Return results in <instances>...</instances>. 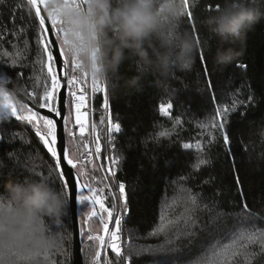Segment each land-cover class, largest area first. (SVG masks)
<instances>
[{"label":"trees","instance_id":"trees-1","mask_svg":"<svg viewBox=\"0 0 264 264\" xmlns=\"http://www.w3.org/2000/svg\"><path fill=\"white\" fill-rule=\"evenodd\" d=\"M218 3L219 0L190 3L188 10L192 17H184V27L197 39L207 40L209 45L198 52L191 70L177 71L168 79L148 74L141 79L138 89H132L127 79L136 74V68L125 65L119 79L107 80V89L106 81H103L105 91L95 92V119L102 143V158L105 155L101 141H104L106 129L105 100L113 124L119 123L122 128L120 133L113 135L116 154L121 160L115 166L116 178L125 182L129 196L130 213L123 222L121 235L125 239L124 248L128 242L141 246L162 242V238L148 234L159 223L164 202H170L178 194L179 187L200 194L201 203L213 208V214H231L230 223L235 222V215L247 204L256 214L255 229L249 230L264 231V19L247 32L243 54L227 66H218L213 62L217 40L200 23ZM41 40L47 43L39 18L28 0H0V80L8 76L17 89L42 96L45 85L50 86V79H45L46 69L44 74L40 71V59L46 60ZM68 72L77 76L80 88L85 90L86 71L77 69L73 72L70 63ZM21 93L27 96L25 92ZM169 104L172 107L165 115L161 105L167 108ZM224 108L229 109L226 129L233 155L237 156L236 174L230 171L231 158L219 130L211 126L217 119L216 112ZM76 131L77 139L71 150L83 153L86 133L85 139L81 140L78 126ZM160 132L168 135L161 137ZM197 142L203 146V151H197ZM185 143L191 144L192 148L185 150ZM200 159H206L208 163L196 167ZM54 163L35 128L26 121L0 116V192L4 191L7 182L28 175L26 169H30L34 177L47 176ZM89 171L105 188L107 182L100 165ZM236 175L240 179L239 185ZM182 178L186 179L181 184ZM50 180L62 190L55 172ZM67 198L69 200V193ZM104 202L109 206L113 203L108 196ZM69 210L68 206L67 213ZM64 218L65 215L61 220ZM68 219L71 221V216ZM52 224L53 221L51 227ZM69 231L73 232V228ZM183 243L187 245L186 241ZM65 248L68 253H73V243H66ZM198 255L199 249L194 250L193 256ZM87 259L90 262V257ZM105 259L118 264L110 249L104 252L101 264ZM41 261L42 264L52 261L68 264L65 255L57 251L49 254L48 260L41 257ZM237 264H264V249L260 242L250 245L247 252L237 258Z\"/></svg>","mask_w":264,"mask_h":264},{"label":"snow or ice","instance_id":"snow-or-ice-1","mask_svg":"<svg viewBox=\"0 0 264 264\" xmlns=\"http://www.w3.org/2000/svg\"><path fill=\"white\" fill-rule=\"evenodd\" d=\"M78 0H71V3L76 4ZM28 3L35 7V15L39 18V26L42 32L47 31L45 28V17L41 15L40 7L37 6V0H28ZM39 3L46 8L45 0H39ZM187 17H192V12L187 11ZM51 21V27L55 29L57 38L60 41L59 56L55 59L53 53L49 50V46L55 41L44 43V53L46 60L41 58L40 71L44 74L46 69L45 79H50V86L47 84L44 87L43 95L40 96L35 92H26L25 89L12 88L13 81L8 77H3V82L0 83V113H5L9 117H14L17 121H26L29 125L35 128L36 135L43 141L47 147L51 157L54 158V168L49 170L47 177L51 179L53 172L57 175V182L62 190L68 191L71 187L73 190V205L90 208V211L83 213L86 219L84 224H89L94 217H98L99 223L103 226V234L92 227L87 229L80 227L78 235L74 237L73 232L69 229L73 228L75 217L72 216L71 209L65 215L64 220L59 223L53 221L52 230L60 234H70L67 241H62L61 245L56 250L65 255V260L68 264H101V249H110L115 254L118 264H237V258L247 252L250 245L257 243L261 244L264 249V231H250L255 229L256 214L253 213L247 204H244L242 210L235 215V222L232 220L231 214L224 212H216L207 204H202L200 194L193 193L190 188L179 187L178 194L174 195L170 202L165 201L159 216V223L148 234L151 237L162 238V242L156 245L141 246L128 242L126 248L121 246V233L123 222L130 213L129 196L126 192L125 182L115 184L117 171L109 167L110 176L108 179L113 181V184H108L105 187L109 190L115 185L118 187L117 192L110 191V197L113 201L111 207L105 206V197H101L97 193H103L105 188L97 189L88 181L87 174L84 171L85 164L82 162L87 160L92 163L93 155L99 157L101 155V145L99 136L95 137V149L84 153H75L71 150V145L77 139L76 126H78L79 139H85V133L88 131V113L85 109L86 97L83 88H80L79 94L74 89L79 84L76 75H70L68 72L71 63L72 71L79 69V65L75 57L68 55L65 45L67 41L62 37L61 21L48 15ZM203 55V54H202ZM62 58V59H61ZM15 61H13V64ZM62 65L63 74L57 76L56 64ZM87 73H85L86 75ZM61 79L66 80L67 95L62 91ZM92 91L104 92L103 81L95 76H92ZM25 92L32 107L27 103L17 100L16 97ZM249 99H252L250 96ZM47 108L50 113H54L56 117H60L63 122V132L67 136L68 145H65L64 138L61 137L59 143V151L57 150V120L49 118L47 115H40L39 111L35 110ZM105 108H107V100H105ZM172 105H161V112L168 115L167 109ZM75 111V125L69 127L72 123V110ZM67 111V115L64 112ZM229 109L224 108L216 112L217 119L212 123L213 129H218L223 139V145L227 149L231 158L230 171L236 174L237 156L233 155V149L230 144L229 131L226 129L228 124ZM103 122V119L102 121ZM179 123V120L176 121ZM96 131V125L92 124V132ZM122 131L121 124L116 123L107 129V140L109 145H113L115 137L114 133ZM167 132H160V136H167ZM215 140V137H213ZM88 147L87 144L84 145ZM185 150L191 149L189 143L183 144ZM197 151H203V146L197 142ZM11 154V153H9ZM11 156V155H10ZM110 165H119L121 160L119 157L109 158ZM62 161L66 162L67 168L62 167ZM208 160L200 159L196 167L206 165ZM95 168V165H93ZM84 178L83 180L81 178ZM183 179L179 183H183ZM236 183L240 184L239 176L236 175ZM87 193V194H85ZM241 195L243 192L241 190ZM118 201V203H117ZM97 205L99 210H97ZM117 209L119 211H117ZM114 212L116 215L114 216ZM106 213V215H104ZM206 214L202 217L201 214ZM72 216L69 221L68 217ZM224 217L228 219L225 220ZM114 220L115 227L109 230V223ZM229 242L225 243L224 241ZM187 242L185 245L183 242ZM75 242V243H74ZM66 243H74L75 259H72L73 253H68L65 248ZM199 249V255L193 256L194 250ZM90 257V262L87 258ZM145 258L143 261L141 258ZM48 260V256L44 257ZM51 264H56L52 261ZM104 264H113L112 260L105 259Z\"/></svg>","mask_w":264,"mask_h":264},{"label":"clouds","instance_id":"clouds-1","mask_svg":"<svg viewBox=\"0 0 264 264\" xmlns=\"http://www.w3.org/2000/svg\"><path fill=\"white\" fill-rule=\"evenodd\" d=\"M46 12L61 21L68 55L79 69L101 81L127 79L138 89L148 74L168 79L191 70L207 40L184 27L190 3L199 0H45ZM264 19V0H219L200 23L217 40L213 62L227 66L243 54L247 32ZM225 45H228L227 47ZM237 45L239 47H237ZM11 154H9L10 156ZM9 181L0 192V264H42L70 234L52 230L69 206L68 193L47 176Z\"/></svg>","mask_w":264,"mask_h":264},{"label":"built area","instance_id":"built-area-1","mask_svg":"<svg viewBox=\"0 0 264 264\" xmlns=\"http://www.w3.org/2000/svg\"><path fill=\"white\" fill-rule=\"evenodd\" d=\"M55 33H56V31H55ZM56 35H57V33H56ZM86 73H87L86 74V88L84 90L85 97H86V104H85V109H83V111H86L88 113V116H87L88 131L86 132V141H87L86 144L88 145V147L85 149L84 152L92 151L94 153L95 144H96L95 143L96 142L95 137L99 136V132H98L97 128H96V131L94 133L92 132V124L94 123L96 125L95 113H96L97 109H95V93L92 91V75L88 72H86ZM105 87L107 89V81H106ZM107 105H108V103H107ZM104 110H105L106 129L104 132L103 145L105 148V151H104L105 155H104V158H102V154L99 157H96L95 155H93V160L100 165V169H102V171H103V168L105 169V172L103 171V174H104L103 177L106 179V182H107L106 185H108V184H113V181L108 179V177L110 176L108 169L110 166L115 169V166H116V165H110L108 158L110 156H112V157H118V156L116 154V141L114 140L113 145H109L108 140H107V129L110 126V123H111V125H114L112 117H111V113L109 110V106H107V108L104 107ZM73 112H74V116H75L74 108H73ZM99 142H100V140H99ZM93 143H94V145H93ZM100 145L102 146L101 142H100ZM82 162L85 164V166L88 164L87 160H84ZM119 182H121V181H119L116 178L115 184L118 185ZM110 191L111 192H117V195H118V187L114 185L110 190L108 188H106V191L103 193V194H105V196H104L105 198L107 196L110 197ZM117 203H118V201H117ZM117 211H119V210L117 209ZM115 215H116V213L114 212V216ZM121 235H122V233H121ZM124 241H125L124 238L121 236V246L122 247H124V243H125Z\"/></svg>","mask_w":264,"mask_h":264},{"label":"water","instance_id":"water-1","mask_svg":"<svg viewBox=\"0 0 264 264\" xmlns=\"http://www.w3.org/2000/svg\"><path fill=\"white\" fill-rule=\"evenodd\" d=\"M37 6L40 7L41 15H43L45 17V28L48 29V30L44 31V34H45L47 43H49L51 41H55V43H52L49 46V49L53 53V57L55 59L57 56H59V52H60V47L61 46H60L59 39L57 38L55 30L51 27V22H50V20L48 18V13L46 12L44 6L39 3V0H37ZM34 9H35V7H34ZM56 68H57V76L61 77L62 74H63L62 65L60 63H57L56 64ZM2 82L3 81L0 80V83H2ZM61 88H62L63 93L66 96L68 88H67L66 80H64V79H61ZM14 89H17V87H16V85L13 82L12 83V88L10 90H14ZM16 98L18 100H20L21 102H23V103H27L29 107H32V104L29 102L28 97L25 96L23 93H20ZM35 110L39 111V113L41 115H47V116H49V118L57 120V150L59 151V143H60L61 137L64 138L65 145L67 146V136L63 132V122H62L61 118L60 117H56L54 113H50L47 108L39 109L38 106H37ZM64 115H67V111L64 112ZM62 167L63 168H67L69 166L66 165V162L62 161ZM68 193H69V209H71L72 216L75 217V220L73 222V234H74V237H75V236L78 235L79 229L81 227V225H80L79 205H78V203L73 205V190H72L71 187L68 189ZM85 194H87V193H85ZM97 210H99V206L98 205H97ZM72 216H71V220H72ZM110 227L111 226H110V223H109V230H110ZM74 243H73V259H75V255H76L75 252H74ZM104 252H105V249H101V262H102V257H103Z\"/></svg>","mask_w":264,"mask_h":264},{"label":"rangeland","instance_id":"rangeland-1","mask_svg":"<svg viewBox=\"0 0 264 264\" xmlns=\"http://www.w3.org/2000/svg\"><path fill=\"white\" fill-rule=\"evenodd\" d=\"M44 6V5H43ZM44 8H45V6H44ZM60 42V41H59ZM61 46V45H60ZM79 89H80V84H78L77 85V87L74 89L75 91H77V93H79ZM72 113H73V115H72V123L69 125V127H73L74 126V121H73V116H74V112H73V110H72ZM0 116H4V117H7V118H11V117H9V116H7L5 113H0ZM74 120H75V117H74ZM100 138H101V136H100ZM101 141L103 142V139H101ZM96 143V142H95ZM93 145H94V143H93ZM90 165V167L87 165L85 168H84V171H85V173L87 174V177H88V181L92 184V186L93 187H95V188H97V189H100V188H104V187H102L100 184L101 183H99L98 182V180H100V179H98L97 177L96 178H92V175L90 174V171H89V169L91 168L92 170H94L95 168H99V164L97 163V162H95L94 160H92V163H89ZM93 165H95V168L93 167ZM102 170V169H101ZM103 171L105 172V169L103 168ZM102 171V172H103ZM103 178V177H102ZM84 178L82 177V180H83ZM103 180H104V178H103ZM103 182V181H102ZM105 192V191H104ZM103 192V193H104ZM103 193H97L98 195H100L101 197H104L105 195L103 194ZM79 205V204H78ZM105 206L106 207H108L109 205H107V204H105ZM109 207H111V206H109ZM88 211H90V208H87V207H84V206H81V205H79V213H80V216H81V224H82V226L84 227V228H88V227H92V228H94V229H96V230H100V226H101V224L99 223V220H98V218L97 217H94L93 218V220L92 221H90L89 222V224H83V221L85 220L84 219V215H83V213H86V212H88ZM104 215H106V213L104 214ZM112 224H114V220L111 222ZM114 227H115V224H114V226H113V229H114ZM125 240V239H124ZM72 251H73V248H72ZM106 251V250H105Z\"/></svg>","mask_w":264,"mask_h":264},{"label":"flooded vegetation","instance_id":"flooded-vegetation-1","mask_svg":"<svg viewBox=\"0 0 264 264\" xmlns=\"http://www.w3.org/2000/svg\"><path fill=\"white\" fill-rule=\"evenodd\" d=\"M98 218V217H97ZM81 216H80V222H81ZM84 219H86V217H84ZM99 220V219H98ZM84 224V223H83ZM80 225H81V227H82V224L80 223ZM86 225V224H85ZM110 231L113 229V226H114V224H112L111 222H110ZM99 232H100V234H103V226H102V224H101V226H100V230H99Z\"/></svg>","mask_w":264,"mask_h":264}]
</instances>
